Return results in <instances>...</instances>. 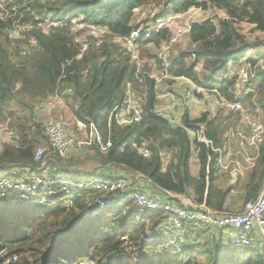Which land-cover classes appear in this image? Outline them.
<instances>
[{
    "label": "trees",
    "instance_id": "trees-1",
    "mask_svg": "<svg viewBox=\"0 0 264 264\" xmlns=\"http://www.w3.org/2000/svg\"><path fill=\"white\" fill-rule=\"evenodd\" d=\"M162 3L163 17L184 14L191 8L209 7L225 13L226 18L217 23L192 25L188 34L196 61H202L211 76L204 74L199 78L194 72L197 62L185 63L188 55L174 59L168 74L197 86L214 88L227 101L235 100L237 69L228 71V65L238 64L250 50L257 53L259 48V43L248 41L237 26L244 22L264 33V0H34L25 7L18 1L15 5L23 13L22 21L36 25L40 19L51 16L61 24L48 35L30 31L28 36L36 39L37 46L31 55L21 56L18 43L7 37L12 21L0 20V123L8 121L19 144L7 146L0 153V176L17 179L23 169L32 166L35 170L34 153L47 141L41 125L34 123L30 109L69 88L72 94L67 103H78V109L73 111L76 120L84 125L95 124L103 140L110 142V148L106 153L92 148L93 154L81 159L52 158V165L47 167L49 173L65 178L75 172L89 174L86 171H93L97 165L100 170L117 168L136 185L148 181L153 189L176 195L191 190L193 204L225 212L230 189L216 185L218 162L224 156L226 136L234 137L237 117L221 110L213 117L202 113L191 119L185 112L181 123L173 125L155 112L154 81L144 75V85L138 84L135 65L119 45L105 40L99 49L89 47L78 58L79 46L73 42L71 19L128 36L133 29L134 9ZM166 37L164 30L151 39L143 36L137 40L140 57L147 63L143 65L144 73H148L151 60L155 67L159 65L145 47L158 48ZM253 77L259 79V85L241 102L253 112L258 109L264 114V71H255ZM133 82L138 91L146 93L140 123L131 127L115 123L108 126L110 114L124 99L126 84ZM27 110L30 116L25 114ZM135 142L147 143L148 158L133 150ZM163 151L172 156L165 172L160 169ZM193 152L198 162L196 178L191 177L189 170ZM138 175L141 178L135 181ZM248 178L247 190L249 185L252 188L250 196L246 192L244 203L256 197L264 185V140ZM97 179L103 178L97 175ZM73 201L69 209L61 205L44 209L21 203V208L14 209L18 203L0 204V264H260L248 257L251 249L227 246L217 250L192 227H188L190 234L179 250L169 246L161 254L157 244L141 242L147 230L156 229L163 221L160 211H142L128 203L83 221L80 215L86 210V194L74 195Z\"/></svg>",
    "mask_w": 264,
    "mask_h": 264
},
{
    "label": "built area",
    "instance_id": "built-area-1",
    "mask_svg": "<svg viewBox=\"0 0 264 264\" xmlns=\"http://www.w3.org/2000/svg\"><path fill=\"white\" fill-rule=\"evenodd\" d=\"M18 1L0 0V20L12 21L11 27L7 31V37L12 42L18 43L21 56H28L32 54L37 46L36 39L33 36H28L30 31L38 30L41 34L48 35L61 23L51 16L40 19L36 25L31 21H22L23 13L18 12L15 5ZM33 2L34 0H21L22 7ZM148 7L154 6L150 5ZM139 8L133 11L131 23L133 29L128 36L115 35L106 28L86 24L78 19L71 20L69 22L71 33L75 35L73 42L79 46L80 50L78 58L86 53L89 47L99 49L105 40H110L112 43L119 45L129 55L131 62L135 65L134 76L138 84L144 85L142 61L139 57L137 40L143 36L151 39L165 30L167 37L156 48L157 54L155 56L159 64L156 68L162 67L163 69L162 79L171 78L170 80L176 82L189 83L192 89L187 92V96L191 98L193 105L197 107L204 104L208 96L213 97V103L218 109L237 117L239 126L235 129V138L239 140L242 147L244 146L247 150L253 151L257 156L264 140V115L258 109L253 112L241 100L252 92L249 84L254 72L257 70L264 71V33L259 32L262 34V42L258 46L263 49L261 57L255 59L254 54L252 58H249L250 60L243 59L238 64L228 65L230 68H238L237 78L233 86L235 100L230 102L220 96L214 88L197 86L188 79L173 78L167 74V68L173 61V57H171V53L174 55L173 48L181 43V38L189 34L192 25L197 24L195 21H198V18L192 20L191 13L192 9L196 8H191L184 14L169 15L167 17L161 16V12L158 10L155 12L154 9H150L147 13L136 14ZM197 9L202 11L200 8ZM222 14L226 18L225 13L222 12ZM144 18L149 21L144 23ZM249 52L255 53L253 50ZM190 56H193V62H198L195 61L193 52L190 53ZM249 61H251V64L247 63ZM194 66L196 68V65ZM147 76L156 84L161 82V79L156 80L152 75L147 74ZM63 78L64 76L61 77V79ZM71 94L72 90L66 88L51 95L32 109L36 118L34 121L38 122L39 120L51 156L49 160L46 149L37 148L33 156L35 169H47L52 165V158L59 161L69 160L80 155L85 148H98L101 153H106L110 148V142L103 140L95 124L84 125L76 120L73 111L77 110V106H74L72 110L67 103V97H71ZM170 94H166V96L171 98ZM145 97V92L138 93L133 89L132 83H127L124 99L110 114L108 126L115 123L120 127H131L140 123ZM199 97L200 99H198ZM67 107L69 112L66 111L68 110ZM172 123L180 124L181 116L174 117ZM74 124L78 133H73ZM18 145L17 134L9 126L8 121L0 123V153L7 146L18 147ZM132 148L142 158H148L150 155L146 142L140 144L135 142L132 144ZM171 160L172 156L168 152L163 151L160 153V169L162 172L166 171ZM218 164L221 165V161ZM221 167L226 169L223 164ZM27 169L34 170L32 166ZM235 170H232L231 174ZM139 178L141 176L138 175L137 179ZM149 191L152 192L151 187L145 183L144 185H135L125 178L73 180L66 177L36 176L33 173L19 179L0 176V204L14 202L44 209H47L48 205H61L64 209H69L74 202V195L86 194V210L81 213L80 217L83 221H91L108 208L131 203L142 211H160L163 214V221L158 227L147 230L141 237L142 243L157 244L158 252L161 254L169 246L179 250L180 245L186 243L190 234L188 227H192V231L201 232L206 242L217 250L227 246L260 249L264 258V185L253 200L243 203L239 212H216L203 205H195L192 201L187 206H181L172 201H165ZM63 195L66 197L64 196L62 199L60 196ZM12 260L15 261V259Z\"/></svg>",
    "mask_w": 264,
    "mask_h": 264
},
{
    "label": "rangeland",
    "instance_id": "rangeland-1",
    "mask_svg": "<svg viewBox=\"0 0 264 264\" xmlns=\"http://www.w3.org/2000/svg\"><path fill=\"white\" fill-rule=\"evenodd\" d=\"M19 1H21V0H19ZM198 1H202V0H198ZM150 5H153L154 7H148ZM150 5L145 6L146 8L145 7L144 8H139L138 11L136 12V14H140L142 12L147 13L150 9H154L155 12L157 10L160 11V12L163 11V3L159 4V5H156V4H150ZM191 13H192V16H193L192 20H195L196 18H198V21H195V23H197V24H201V23H203L205 21H212L213 23H217V21L219 19H221V20L225 19V16L222 14V12H219L218 10H216L214 8H209V7L206 10H202V11L198 10L197 8L196 9H192ZM71 20H76V19H71ZM143 21H144V23H147L149 20L147 18H144ZM237 28L241 31V33L246 37V39L248 41H250V42L254 41V42L259 43V44L262 42V39H261V37H262L261 35L262 34H260L259 32H256L255 30H253L252 26H249L246 23L242 22V23H240L237 26ZM180 42H179L180 44H178L176 47L173 48L172 51L174 52V55H172V53H171V57L176 59L179 55H188V58H187L185 63H187L188 65L189 64L190 65L194 64L195 63V62H193L194 58H193V56H190V53L193 52L194 45L190 44L189 39H188V35L183 37V38H181ZM145 50H147L149 52L150 56H152V57L153 56L155 57L156 54H157L156 47L153 46V45L146 46ZM139 57H140V52H139ZM259 57H261V54L260 53H256L254 58L258 59ZM140 60L142 61V77H144V75L149 74V75L154 76L156 78V80H160L161 79V82L158 83V84H156L154 82L155 83L154 92L156 91L157 87H158V90H157L158 94H162V93L163 94H170L171 91H173L174 89H182V87H181L182 85H180V84L178 85V87L175 86L178 81L176 82L174 80H170L171 78L170 79L169 78L168 79H162L163 74H164L162 67H159L160 70H158V68H156L153 65L152 60L147 65L148 69H149L148 73H144L143 72V65H144V63L145 64H147V63H146L145 59L142 60L141 57H140ZM195 61H196V58H195ZM172 62L170 63L169 67L167 68V74H168L169 69L171 68ZM197 63H201V64H194V65H196V68L194 66V72L197 74V76L199 78H201V77H203L202 75L205 74L207 77H210L211 74L204 70L203 62L202 61H198ZM230 65H234V64H230ZM229 69H230V71H232V68L228 67V70ZM228 74L229 73H227V77H228ZM144 81H145V78H144ZM173 84H175V85L173 86ZM132 85H133V89L136 92H138V93L141 92V91L137 90V86H136V84L134 82L132 83ZM161 90H163V91L161 92ZM186 91L188 92V89H186ZM178 93L179 92L175 93L176 97H177ZM143 104H144V102H143ZM68 106L70 108H72L74 106H77V109H78V103L77 102H72V103L70 102V103H68ZM142 107H143V105H142ZM30 110H31V113H32L31 116L33 117V119H35L34 114H33V110L32 109H30ZM30 110H27L25 112V114L27 116H30L29 115ZM66 111L69 112V108ZM160 116H162V115H160ZM34 123L40 124L39 120H38V122L35 121ZM136 125L137 124H134L133 126H136ZM173 125H176V124H173ZM73 130H74L73 133H78L77 127H76L75 124L73 126ZM236 143L239 144L238 141H236ZM40 147L46 149V151H47L46 154H47V156H48V158L50 160L51 156H50V152H49V148H48L49 146H48L47 142L46 143L45 142L42 143L40 145ZM246 151H249V150H246ZM251 153L253 155H256L253 151H251ZM251 153L249 154V158L251 157ZM83 157L84 156H79V159H81ZM253 158L249 162H248V160L246 162H244V161L240 162V160H238V159H233L234 163L235 162H239L240 165L239 164L237 165V168H235L236 170L233 171L232 174L228 175V174H225V173H222V172L221 173H217V178H219L218 179V183H220V184H217L218 187L219 186H225L223 189H225V188L230 189V193H229V195L226 198V199L229 200L228 201V205L229 206L226 207V204L224 206V209H226L227 211L239 212L241 210L242 206H243L246 192H248V194L250 196L252 186L249 185L248 190H247V186H248V184L250 182V178H248V177H249V173L251 172V170H252V168L254 166V163H255L257 157L255 156V158L254 159ZM221 160L223 161V159H221ZM191 164H192V162H191ZM235 165L236 164H233L232 166L235 167ZM218 167H219V164H218ZM95 170H93L89 174H86V173H83V172H80V173H76L75 172L74 174L70 173V174H67L66 178L67 179H73V180H105V179L109 178V176H108L109 174H111V173L116 174V171L113 168H109V169H106V170L104 169L105 171H102V172H100V171L94 172ZM224 170H227V169H224ZM118 171L124 173L122 170H118ZM218 171H219V168H218ZM33 175H36V176H46V175H48L49 177H55V175L52 174V173H49L47 169H45V170L35 169V170H33ZM97 175L101 176L103 179H97ZM138 185H144V183L140 182ZM238 189H243L244 190L243 191L244 195L239 193ZM157 190L159 192L161 191L159 189H157ZM150 193L154 194V195H157V194H155L153 192H150ZM254 198H255V196H254ZM19 208H21V205L18 203L14 207V209H19ZM248 257H252L258 263L264 264L263 252L260 249H251L250 254H248Z\"/></svg>",
    "mask_w": 264,
    "mask_h": 264
},
{
    "label": "crops",
    "instance_id": "crops-1",
    "mask_svg": "<svg viewBox=\"0 0 264 264\" xmlns=\"http://www.w3.org/2000/svg\"><path fill=\"white\" fill-rule=\"evenodd\" d=\"M260 52L261 53L263 52L262 48H258L257 53H260ZM173 54H174V52H173ZM254 54L256 55V52L255 53L248 52L244 59L252 58L254 56ZM231 68H232V70L237 69V71H238L237 67H231ZM228 71H230V69ZM251 81L252 82L250 84V88H251V90H254L259 85V79L257 77H253ZM178 82L176 83V85L173 84V86L175 85L176 87H178V85L180 84V85H182L181 86L182 89H174L173 91H171L170 95H171L172 99L169 96H166V94H163V93L158 94L157 93L158 87L155 91V110H156L155 112H157L159 115H162L164 118H166L168 121H170L171 124H174V123H172V119L174 117H176V116L182 117V115L185 112L188 114V116L191 119H197L201 116L202 113H208V114H210V117H213L219 111H221V109H218L215 106V104L213 103V97H209V96L206 98L205 103L202 104L200 107L193 105L192 100L189 96H187V91H186V89H188V92H189V90L191 91L192 86L189 83H186L183 81H178ZM162 91L163 90H161V92ZM176 92H179L177 94V97L175 96ZM198 99H200V97ZM262 115H264V114L262 113ZM34 120H36V118ZM238 126H239V124L237 121V124L234 126V128L236 129ZM236 141L239 142V140H237L235 138V136L234 137H233V135H227L226 136V143L224 144V147H223L224 156H223V161L221 160V165L223 164V166H226L227 170H224L221 167V165H219L218 173L222 172V173H225L228 175L231 174L232 170H235V168H237L238 164L240 165L239 162L234 163L233 159H238V160H240V162H243V161L246 162L247 160L250 161L253 157L255 158L256 155H253L251 153V150L246 151L247 150L246 147H244V146L242 147L240 144H237ZM250 153H251V157L249 158ZM91 154H92L91 149L85 148L83 150V152L80 153V155H77L75 157H79V156H84V157L87 156L88 157ZM191 162H192V164H191ZM233 164H236L235 167L232 166ZM95 169L97 171H94V172H98V171L102 172V171L106 170V169L100 170L101 168L98 165L95 166L94 170ZM113 169L116 171V174H114V173L109 174L108 179L125 178V179L132 181V179L128 175H126L125 173L119 172L118 170H120V169H117V168H113ZM189 170H190L191 177L196 178L197 174H198V162H197L196 154L194 152L192 153V156H191L190 161H189ZM86 172L91 173L92 171L90 170V171H86ZM30 173H33V171L29 170V169H26V170L23 169V171H21V175L19 178H21V177L24 178ZM19 178H17V179H19ZM55 178H57V177L55 176ZM134 178H135V181H138L137 176H135ZM218 179L216 181V185L220 184V183H218ZM144 183L147 186L151 187L152 192L157 194L158 197H160L161 199H163L165 201H172L173 203L179 204L181 206H187L188 203H190L192 201L191 199L193 197V194H192L191 190H188L185 195H176V194H172L169 192H163V191L159 192L157 189H155V188L153 189V187L150 185V183L148 181L144 182ZM217 187H218V185H217ZM224 187L225 186H219L218 188L223 189ZM225 189H227V188H225ZM238 191L241 194L244 193L243 189H238ZM228 201L229 200L226 199V203H225L226 207L229 206ZM224 211L230 212V211H227L226 209ZM210 246L212 247V245H210Z\"/></svg>",
    "mask_w": 264,
    "mask_h": 264
}]
</instances>
